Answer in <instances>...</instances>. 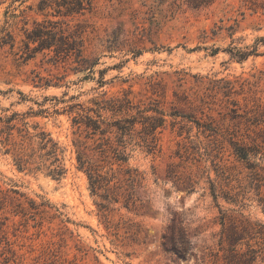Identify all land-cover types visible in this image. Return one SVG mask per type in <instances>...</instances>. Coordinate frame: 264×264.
Masks as SVG:
<instances>
[{"label": "rangeland", "instance_id": "rangeland-1", "mask_svg": "<svg viewBox=\"0 0 264 264\" xmlns=\"http://www.w3.org/2000/svg\"><path fill=\"white\" fill-rule=\"evenodd\" d=\"M38 1L0 0V29L15 37L0 44V264H196L217 242L221 212L227 229L264 224V0H97L73 20L89 26L86 54L100 56L93 73L24 56L25 29L44 18ZM238 49L257 54L240 61ZM110 97L166 112L156 150L143 132L129 146L142 188L135 208L112 206L119 237L77 167L80 107H69L97 109ZM40 132L62 150L61 178L48 174ZM233 142L263 147L245 160ZM19 147L40 170L18 168ZM174 229L190 241L186 258L163 246Z\"/></svg>", "mask_w": 264, "mask_h": 264}, {"label": "trees", "instance_id": "trees-1", "mask_svg": "<svg viewBox=\"0 0 264 264\" xmlns=\"http://www.w3.org/2000/svg\"><path fill=\"white\" fill-rule=\"evenodd\" d=\"M97 0H39L37 10L44 16L40 21H35L31 29H25L23 40L24 56L34 58L42 53L49 56L54 64L69 62L73 64L75 72L95 71L100 62V56L86 54L89 26L82 21H73L78 16H83L93 11ZM71 18V19H69ZM0 44L14 46L15 37L7 27L0 29ZM238 60H245L250 55L257 54V49L244 51L231 50ZM104 83V80L101 81ZM97 107L90 108L77 103L70 105V109L79 106L75 111L73 125L76 127V138L73 145L76 152L78 169L82 170L89 182L91 194L101 199L98 203L100 217L112 234L119 237L116 231L119 226L114 225L110 219L113 205L121 204L127 209L135 208L140 197L138 189L142 188V172L129 166V146L133 143L135 132L139 134L149 151L158 147V133L165 124L166 112L161 108L147 107L142 110L141 104H135L128 97H110L94 102ZM103 111L110 112V117H105ZM135 111V113H133ZM152 111L153 114H147ZM171 115H178L172 113ZM137 128H140L137 130ZM40 145L50 160L48 174L56 178L63 177L67 168L60 158V149L47 133L40 132ZM234 149L240 158L248 160L250 154L261 153L262 145L251 146L233 142ZM22 152L16 160L20 170H40L33 154H27L22 147ZM252 165V164H251ZM254 165V164H253ZM214 200L218 199L215 188L212 187ZM222 213V229L212 237H218L215 246H207L196 264H256L258 257L264 252V224L248 222L247 226L232 229L225 228L226 215ZM248 238L247 242L244 240ZM165 249L177 258H186L189 253L190 241L181 229L164 236ZM257 239L260 247L255 248L249 240ZM246 245L244 249L243 246Z\"/></svg>", "mask_w": 264, "mask_h": 264}]
</instances>
